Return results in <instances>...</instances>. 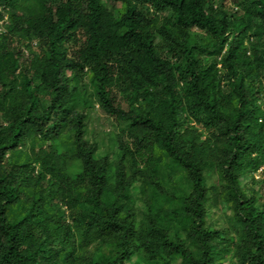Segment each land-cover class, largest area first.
I'll list each match as a JSON object with an SVG mask.
<instances>
[{
  "label": "trees",
  "instance_id": "obj_1",
  "mask_svg": "<svg viewBox=\"0 0 264 264\" xmlns=\"http://www.w3.org/2000/svg\"><path fill=\"white\" fill-rule=\"evenodd\" d=\"M114 1L0 0V264H264V0Z\"/></svg>",
  "mask_w": 264,
  "mask_h": 264
},
{
  "label": "rangeland",
  "instance_id": "obj_2",
  "mask_svg": "<svg viewBox=\"0 0 264 264\" xmlns=\"http://www.w3.org/2000/svg\"><path fill=\"white\" fill-rule=\"evenodd\" d=\"M103 2L107 5V7L114 11L116 1L114 0H103ZM237 4L234 1L229 3V7L227 10H233ZM199 34V33H198ZM203 36L202 34H199ZM36 50V49H33ZM37 52V50H36ZM98 105L96 106V110L93 112V116L88 128V138L92 142L96 143L98 147V154L101 157L109 156L111 160L115 159V154L117 153V145H116V135L119 133L120 126L114 120L109 118L108 115L103 113L100 109H98ZM264 167L259 170L258 173H255V179L257 181L255 189L260 194V199L264 201L263 195V177H264ZM250 181V176L241 177L242 186L253 187ZM211 183H209L210 186ZM206 212H207V225L210 230H222L227 226L228 217L232 216V212L228 210L227 205L222 202V200L213 197L206 204ZM94 251V248L91 250ZM135 261V260H134ZM133 261V262H134Z\"/></svg>",
  "mask_w": 264,
  "mask_h": 264
},
{
  "label": "clouds",
  "instance_id": "obj_3",
  "mask_svg": "<svg viewBox=\"0 0 264 264\" xmlns=\"http://www.w3.org/2000/svg\"><path fill=\"white\" fill-rule=\"evenodd\" d=\"M233 10H234L235 12H237V11H239V8L236 6V7H234ZM0 11H2V8H1V7H0ZM4 23H5V24H8V23H9V20H8L7 16L4 17L3 21L0 22L1 25H3ZM0 31L3 33V32L6 31V29L3 27V28H0Z\"/></svg>",
  "mask_w": 264,
  "mask_h": 264
}]
</instances>
